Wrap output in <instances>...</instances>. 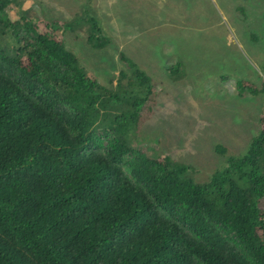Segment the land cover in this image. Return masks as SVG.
I'll list each match as a JSON object with an SVG mask.
<instances>
[{"label":"trees","instance_id":"1","mask_svg":"<svg viewBox=\"0 0 264 264\" xmlns=\"http://www.w3.org/2000/svg\"><path fill=\"white\" fill-rule=\"evenodd\" d=\"M12 3L0 0L16 52L0 41V264H264V106L248 152L194 184L185 165L127 144L156 104L145 72L120 54L131 73L103 88L66 50L78 22L11 19ZM80 21L89 45L108 44ZM235 93L260 90L239 80Z\"/></svg>","mask_w":264,"mask_h":264},{"label":"rangeland","instance_id":"2","mask_svg":"<svg viewBox=\"0 0 264 264\" xmlns=\"http://www.w3.org/2000/svg\"><path fill=\"white\" fill-rule=\"evenodd\" d=\"M9 13L11 19L78 22L63 31L66 50L105 89L113 88L120 71L131 73L120 54L145 72L156 85V104L152 113L141 109L145 115L127 144L185 165L183 176L194 184L210 182L229 157L244 156L259 134L264 0H13ZM83 17L99 24L108 40L103 48L88 44L90 25ZM0 41L16 56L9 37ZM177 63L182 76L166 72ZM239 80L252 82L260 93L237 97ZM218 146L227 154H218ZM258 208L264 210V198Z\"/></svg>","mask_w":264,"mask_h":264}]
</instances>
